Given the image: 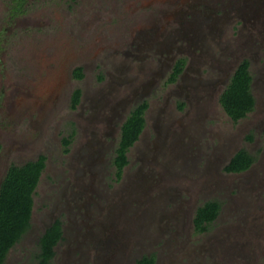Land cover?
Listing matches in <instances>:
<instances>
[{"label":"rangeland","instance_id":"obj_1","mask_svg":"<svg viewBox=\"0 0 264 264\" xmlns=\"http://www.w3.org/2000/svg\"><path fill=\"white\" fill-rule=\"evenodd\" d=\"M244 2L264 9V0H26L17 13L12 11L14 0H0V180L11 164L46 156L34 193L31 226L4 264L37 263L39 227L53 211L64 175L71 172L73 157L88 139L83 116L94 117L91 106L97 103L119 109L128 105L126 99L134 96L132 87L139 92V100L149 103L146 126L128 150L129 162L121 179H117L115 154L107 153L99 156L104 171L97 180L109 199L118 192H132L128 203L119 197V202L114 200L119 216L109 212L101 221L104 235L116 240L127 236L122 256L116 253L118 264H141L143 256L156 253V264H264V18L242 23ZM214 15H223V24ZM193 17L195 27L186 36L199 46L198 53L209 49L206 63L200 66L202 76H218L216 60L222 53L228 62L249 59L255 108L235 122L220 103V93L215 94L212 102L202 103L207 109L198 123L200 130H192V137H166L163 144L169 147L144 165L145 148L158 149L161 110L185 122L186 111L193 114L197 106L188 103L181 108L184 94L168 85L166 61L156 47L136 52L142 58L127 57L123 51L134 40L140 43L143 31L154 42L162 39L157 35L163 29L171 32L185 26L188 31L185 21ZM188 59L190 63L191 56ZM78 67H83L81 79L75 76ZM192 67L195 72L189 74L198 76L200 68ZM149 79L156 81L139 87ZM76 89L81 97L73 107ZM243 148L254 156L252 166L241 173L226 171ZM209 200L219 201L221 209L201 233L191 217L196 207ZM179 205L184 211L194 210L185 220L186 229L178 228L177 233L173 231L183 226L168 212ZM148 208L160 214L125 235L124 221L132 215L137 219L136 213ZM169 226L174 227L168 231ZM166 238L164 254H160L157 247L165 245ZM67 246V240L59 242L50 264H74L63 255ZM103 256L101 264L112 261L109 252Z\"/></svg>","mask_w":264,"mask_h":264},{"label":"flooded vegetation","instance_id":"obj_2","mask_svg":"<svg viewBox=\"0 0 264 264\" xmlns=\"http://www.w3.org/2000/svg\"><path fill=\"white\" fill-rule=\"evenodd\" d=\"M25 4L26 0H14L12 11L20 13ZM244 4L245 5H242V8H240L241 11L245 14L242 23L247 21L251 23H257V19L263 20L264 9H255L253 8V6H251L250 4L248 5L246 2H244ZM218 14L220 15L221 13L219 12ZM214 17L216 18L217 22L223 24V15H214ZM185 22H187L186 26L189 27L187 28L188 31L184 28L185 26L173 29L171 32H165L163 29L157 35L158 37H162V39L155 40V42L152 41L153 39L151 37H148L149 34L147 31H143L144 33L140 36V39H142L141 42L137 43L134 40L127 45L128 47H130V49L128 51H123V53L127 57L133 56L135 58H142V55L136 52L154 49V47H156L157 51L161 54L162 57L165 58L166 61L164 64V70L169 72L168 85L173 84L176 87V90L178 89L180 95L184 94L185 101L182 103L181 108L185 109V105H187L188 103L191 106H193L194 104L197 106L195 113L193 114L189 110L186 111V115L184 116H189V118L187 117L188 119H185V122H181V119L173 117L172 112H166V109L161 110V113L163 112V115H161V117H164L162 120L163 124L159 128L156 127V137L158 140V145L156 147H158V149L153 150L151 146H147L145 148L147 149V151L144 152V165L148 164L151 160H155V157L158 155L159 151L169 147L167 146V144H163L164 142L167 143L166 137H177L178 139L179 137H184V135L192 137L190 134L192 130H200V128L198 127V123L201 119L205 118L204 116L206 115V113L204 111L207 109V106L204 104L202 105V103H205V101L212 102L214 100L215 94L220 93L221 96V94L229 85L236 69L239 67L243 60L247 59L245 58L238 63L237 59L233 62H228L225 58V53H222V55L220 56L221 59L216 60V62L220 65L219 71L217 72L218 76L214 77V79H205L201 74L200 66L206 63L205 57L208 55L209 49L205 52L202 51L201 53H198L199 50L197 49H200L199 46L195 42L191 41L190 37L186 36V33H190L192 31L191 28L195 27L194 17L192 21H188L186 19ZM149 39L150 42L148 41ZM147 55L148 53L144 54L143 56ZM187 55L189 57L191 56L190 63ZM160 60L162 61V59ZM180 63L183 64L182 70L178 73L175 79L172 80V74ZM193 64H196L197 67L200 68L199 70H197L198 76L189 74V72H195V69L192 67ZM150 75H152L151 72L147 73V75L145 74L146 77ZM155 81L156 79L152 81L151 79H149L148 81L142 83L139 87L142 88L145 85L154 83ZM253 84L254 79L252 81V91ZM131 90L134 91V96L126 99L128 105L125 104L122 108L119 109L116 105L106 106L97 103L96 105L91 106V109H93L95 112V115H93L94 117H91L92 114L89 117L83 116V120H85L86 124L85 126H88L86 130H83L84 132H86L84 134V137H88V139L86 143H82L80 145L77 151V155L73 157L70 163L71 172L64 175L65 177L62 180L64 185L61 190L59 189L60 191L58 200L55 203L53 211L49 213L47 219L43 220L39 227L37 237V245L39 247V250L40 239L43 233H45L49 227L58 222L62 235L55 245L54 249L56 252V247L59 245V242L67 240L68 246L67 249L65 248L64 252L66 253L63 255L66 257L68 263L101 264L100 260L104 258L103 254L109 252L110 258L112 260L111 262H109V264H118L116 255L119 253L122 256V245L127 241V236L125 238L116 240L104 235L107 232L105 231V228L104 230L101 229V221L102 217H107L109 212L113 213L115 216H119V209L115 207L116 201L119 202L118 200H116V197H119L120 200L128 203L133 199V196L131 191L130 194L127 193L126 195L122 192H118L113 194L111 196V199H109L108 193L101 186L97 185V180H99L98 178L100 173L104 171V168L102 169L100 167L101 165H103V162L101 161L103 159H101L100 157L107 153H110V155L114 153L115 160V157L117 156V149L120 143V138L122 135V125L127 117L131 114L132 110L137 105L143 102V100H139V96H136L139 93L137 89L132 87ZM174 92V89L170 90L169 94H173ZM132 104H134L135 106L128 110V108ZM168 113L171 116L170 118H167ZM166 119L168 121H166ZM110 121H112V126L108 125V122ZM89 130L90 132H88ZM93 137L96 138L94 139ZM69 140L70 141L68 145L71 143V138H69ZM172 141H169L168 143ZM66 149L67 151L69 150L68 148ZM151 151L153 152V154H150ZM2 179L0 180V183ZM117 179L119 180L121 179V177H117ZM169 196L170 194H165V198ZM182 204H184V199L182 201ZM189 206H191V204ZM200 206L195 208L194 214V209L192 210L190 208L189 211H184L183 207H181L180 205L175 211L168 212L169 214H172L174 218L178 219L177 223H181V225L183 226V228L178 226L173 232L178 233L179 229H186L185 220L190 218L192 214L193 216L191 218L194 224V217L196 215L197 209ZM150 209L152 208L145 209L141 214L136 213L137 219L132 215L124 221V223L127 224L125 235H129L130 233L132 234V231L141 225L140 222L148 221L149 219L151 220L153 217L160 214L156 209H152L154 210L153 212H151L152 210ZM64 215L66 216L64 219L60 217ZM172 227L174 226H169L168 231H170ZM168 240L169 239L166 238L164 240L165 245H163L162 247H157L161 251L160 254H164V248L167 245L166 243L168 242ZM156 254L157 256H148L149 258H155L153 264H156L159 253ZM144 257L145 256H143V258ZM120 262L121 261H119V264Z\"/></svg>","mask_w":264,"mask_h":264},{"label":"trees","instance_id":"obj_3","mask_svg":"<svg viewBox=\"0 0 264 264\" xmlns=\"http://www.w3.org/2000/svg\"><path fill=\"white\" fill-rule=\"evenodd\" d=\"M180 63L172 74V80L182 70ZM75 76L84 77L83 67L75 70ZM253 76L250 71V62L245 59L234 72L227 88L220 96V103L232 118L237 122L245 118L255 108L256 99L252 91ZM81 90L76 89L73 95L72 106L76 107L80 101ZM148 101L137 105L122 125L117 156L114 163L117 167V176L120 178L124 167L128 164V150L139 139L146 125L145 112ZM69 139L65 143H69ZM67 151V149H66ZM254 156L246 149H240L231 158L225 169L228 172H243L249 169ZM46 167V156L40 155L24 164H11L0 183V264H4L12 247L22 238L31 226L34 209V193L39 184L43 170ZM221 204L217 200H209L197 209L194 217L195 228L199 232L208 230L220 213ZM60 225L56 222L49 227L40 239V250L36 264H50L55 255V245L61 238ZM154 257L145 256L141 264H153Z\"/></svg>","mask_w":264,"mask_h":264}]
</instances>
